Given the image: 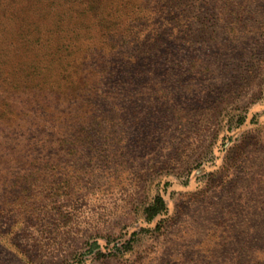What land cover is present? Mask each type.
Instances as JSON below:
<instances>
[{
    "label": "rangeland",
    "instance_id": "rangeland-1",
    "mask_svg": "<svg viewBox=\"0 0 264 264\" xmlns=\"http://www.w3.org/2000/svg\"><path fill=\"white\" fill-rule=\"evenodd\" d=\"M69 1L0 0V264H264V0ZM15 21L112 60L42 88Z\"/></svg>",
    "mask_w": 264,
    "mask_h": 264
},
{
    "label": "trees",
    "instance_id": "trees-1",
    "mask_svg": "<svg viewBox=\"0 0 264 264\" xmlns=\"http://www.w3.org/2000/svg\"><path fill=\"white\" fill-rule=\"evenodd\" d=\"M62 8V15L72 16L73 14L76 16L89 15V10L85 4H81L76 2L75 0L67 2L65 5L63 3H59ZM64 9V10H63ZM151 10L146 12L147 21L150 19ZM21 19V14H17L15 19ZM23 20V18H22ZM79 22L77 21L78 28ZM12 24H16V29L27 30L30 25H33L35 29L33 30V36L27 37L29 43L34 44L39 48H44L42 52V58L44 61L38 64L34 63H24L22 66L26 67L23 71L27 76L35 79L36 83L45 89H49L50 91H55L54 88H58L59 91L64 88L70 89L73 92H83L88 91V87L91 84V81L88 84L90 77L95 73H101L105 71L106 66L111 62L112 57L109 59V55L107 56L103 50L106 48L104 40L101 39L100 35L97 33L94 36L88 35V39L92 37L94 41L100 44L98 51H101V55L99 57L104 58L102 62L96 60V56L89 55L91 51L87 50L84 54L77 55L73 54L74 49L72 47H76L75 43L70 40L68 35L60 34L63 30L59 23L54 24V27L44 28L39 26L36 23L31 22H19L15 21ZM95 21H92V25L95 28ZM69 27V26H68ZM64 30L67 29V26L63 23ZM72 28L69 27V31ZM21 32H19L20 34ZM78 35V34H77ZM80 42H78V46H80ZM73 54V55H72ZM100 59V58H98ZM58 70V73H57ZM52 71V72H51ZM74 75V78H70V75ZM60 76H65L63 78V82L59 79ZM151 212L148 219L158 215L160 210L151 207Z\"/></svg>",
    "mask_w": 264,
    "mask_h": 264
}]
</instances>
